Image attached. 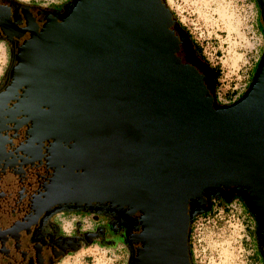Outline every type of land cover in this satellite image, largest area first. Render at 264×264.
<instances>
[{"label": "water", "instance_id": "95a60500", "mask_svg": "<svg viewBox=\"0 0 264 264\" xmlns=\"http://www.w3.org/2000/svg\"><path fill=\"white\" fill-rule=\"evenodd\" d=\"M21 15L17 27L0 6L1 37L28 34L4 75L0 124L26 127L17 156H45L52 172L32 210L124 211L136 222L127 264H190L189 225L218 190L242 199L264 254V49L247 90L220 106L181 58L163 0H72L40 25Z\"/></svg>", "mask_w": 264, "mask_h": 264}, {"label": "rangeland", "instance_id": "374dc122", "mask_svg": "<svg viewBox=\"0 0 264 264\" xmlns=\"http://www.w3.org/2000/svg\"><path fill=\"white\" fill-rule=\"evenodd\" d=\"M22 5L58 9L72 0H13ZM176 23H179L200 47L206 62L218 69L215 96L217 104L235 102L251 83L264 49V33L259 7L255 0H163ZM8 63L7 52L0 43V81ZM229 95V97H228ZM1 193H5L0 191ZM232 208L200 216L189 225L187 244L192 264H262L256 256L257 224L239 197H233ZM195 207V205H194ZM221 207V206H217ZM213 207L212 209H214ZM100 212L65 211L58 215L67 233L79 221L82 230L104 225ZM105 221V220H104ZM189 232L191 237L189 238ZM106 236H108L106 234ZM125 245H84L65 256L58 264H127Z\"/></svg>", "mask_w": 264, "mask_h": 264}, {"label": "flooded vegetation", "instance_id": "af4514ba", "mask_svg": "<svg viewBox=\"0 0 264 264\" xmlns=\"http://www.w3.org/2000/svg\"><path fill=\"white\" fill-rule=\"evenodd\" d=\"M0 6H5L9 10L10 18L17 27L24 26V21L20 17L22 16L21 9L24 7L27 8L38 25L41 24V19L45 16L50 14L58 17L63 10V7L55 10L45 7L38 8L34 5H22L13 0H0ZM262 30L264 31V21ZM27 38L28 34L24 33L16 41L12 39L9 42L1 37L0 31V43L4 44L8 58L5 71L1 75L0 92L8 85L4 75L15 52V44H20ZM10 104V102L7 103L5 109H9ZM11 128L12 124L10 123L0 124V191L5 192H0V264H58L69 253L84 245L92 244L94 241L110 245L112 240L116 241V236L123 237L128 229L125 238L121 239L125 246L129 247L126 243L127 236L133 231L135 222L133 216H126L124 211H117L115 215L101 214L105 220H103L104 225L98 224V227L93 230H82L79 221L76 220L74 226L66 233L57 217L65 211H54L55 206L40 213L31 209V206L36 202L35 196L38 191H42L52 172L47 170L44 165L43 158L45 156H41V164L35 162L30 165L20 160L17 155L21 156V154L15 152V149L24 144L26 127H19L15 131ZM46 147L47 144L43 143L40 154L45 155ZM226 194L225 198L233 195ZM223 197H209L208 201L211 203L213 199H223ZM209 202L202 208H208ZM104 207L103 205L97 206L95 210L83 212L100 213L99 208L103 210ZM71 212L82 213V211ZM256 253L258 259L264 264L262 260L264 254L259 247H257Z\"/></svg>", "mask_w": 264, "mask_h": 264}, {"label": "trees", "instance_id": "16d2710c", "mask_svg": "<svg viewBox=\"0 0 264 264\" xmlns=\"http://www.w3.org/2000/svg\"><path fill=\"white\" fill-rule=\"evenodd\" d=\"M64 6H65V4L62 7H64ZM259 14H260L261 23H263V21H264L263 14L261 13V11H259ZM174 27H175V32L179 35L181 58L183 59V61L191 63L198 70V72L200 74H202L205 84L208 86L209 90L213 92L215 104L218 105L217 99L215 96V94H216L215 91L217 88L216 80H217V75L219 73L218 69L216 67L215 68L211 67L206 62V60L204 59V57L201 54L200 47L191 39V37L188 35L187 31L179 23L175 22ZM261 31L264 33V31L262 30V27H261ZM228 97H229V95H228ZM213 192H215L217 195H212V196H210V198H213L214 196H221V197L224 196L223 199L216 198L217 200L213 199L211 201V203L208 201L210 203V206L208 207V211L204 212L200 215H206V214L210 213L214 206H216V207L217 206H222V207L225 206L224 204H222L223 202L228 203L229 200H231L233 197L236 196L235 194H233V195H230L227 198H225L227 195L226 192L224 193L223 191H218V190H215ZM236 197H238V196H236ZM190 208H192V206H190ZM193 218H192V220H193ZM133 221L135 222L134 217H133ZM128 230H127V232H128ZM127 232L125 233V235L123 237L118 238V236H116V241H119L125 245L123 239H121V238H125V236L127 235ZM111 242L113 243L114 240H112ZM99 244L103 245L104 243H99ZM126 248L129 252V250H130L129 247H126ZM188 254H189L190 264H192V261L190 258L191 255H190V251H189V245H188Z\"/></svg>", "mask_w": 264, "mask_h": 264}, {"label": "built area", "instance_id": "2783aa9c", "mask_svg": "<svg viewBox=\"0 0 264 264\" xmlns=\"http://www.w3.org/2000/svg\"><path fill=\"white\" fill-rule=\"evenodd\" d=\"M216 99H217V101H219L220 98L217 96ZM214 207H215V208L212 209L211 212H214V211H216V210L219 209V211H217V213H219L220 210H222V209H224V208H226V207H227V208L229 207V208L234 209V206H232L231 203H229V204H227V205H225V206H223V207H222V206H221V207H216V206H214ZM208 214H209V213H208ZM208 214H207V215H208ZM200 216H203V215H196V216L193 218V220H192L191 223H190L191 226L194 224V222H196L197 220H200V218H201ZM190 235H191V232H189V238H188V239L192 238Z\"/></svg>", "mask_w": 264, "mask_h": 264}, {"label": "bare ground", "instance_id": "6f19581e", "mask_svg": "<svg viewBox=\"0 0 264 264\" xmlns=\"http://www.w3.org/2000/svg\"><path fill=\"white\" fill-rule=\"evenodd\" d=\"M193 206H194V204H193Z\"/></svg>", "mask_w": 264, "mask_h": 264}]
</instances>
